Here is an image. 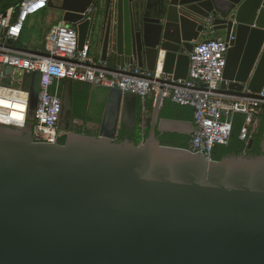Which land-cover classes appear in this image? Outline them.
<instances>
[{
    "label": "water",
    "instance_id": "1",
    "mask_svg": "<svg viewBox=\"0 0 264 264\" xmlns=\"http://www.w3.org/2000/svg\"><path fill=\"white\" fill-rule=\"evenodd\" d=\"M50 5L78 33L79 50L102 46L95 67L150 73L159 104L165 85L188 78L195 44L215 38L229 42L218 92L255 98L264 88V0ZM0 81L30 96L27 126L0 119V264H264V134L259 156L245 151L217 161L205 150L162 145L157 133L192 136L199 128L156 110L148 137L136 144L121 137L124 128L136 131L139 97L93 84L89 92L105 93L101 120L93 134L79 132L77 82L63 79L56 88L68 135L63 144L35 141L37 125L29 122L41 73L0 68ZM253 145L249 139L246 150Z\"/></svg>",
    "mask_w": 264,
    "mask_h": 264
},
{
    "label": "built area",
    "instance_id": "2",
    "mask_svg": "<svg viewBox=\"0 0 264 264\" xmlns=\"http://www.w3.org/2000/svg\"><path fill=\"white\" fill-rule=\"evenodd\" d=\"M50 1L20 0L17 16L12 8L0 14V68L41 73V91L34 119V125H37L35 141L59 142L68 135L60 127L62 100L58 92L53 91L58 80L72 79L83 84L118 88L136 94L143 104L160 91V85L149 79L150 73L139 67L127 66L123 70L128 73L122 74L88 65L90 44L79 50L78 33L64 24L49 31L44 50H39L47 56L19 52L14 44L9 45L8 41L20 40L27 20L47 9ZM228 50L229 42L223 38L197 42L190 54L188 78L179 80L174 86L165 85L162 90L164 98L193 108L194 123L199 130L191 136L189 148L196 152L205 150L209 158H213L217 145L228 144L232 132L231 116H245L240 139L248 142L249 131L264 108V88L255 98H234L218 92ZM29 101L28 92L0 81V119H15L27 126Z\"/></svg>",
    "mask_w": 264,
    "mask_h": 264
},
{
    "label": "trees",
    "instance_id": "3",
    "mask_svg": "<svg viewBox=\"0 0 264 264\" xmlns=\"http://www.w3.org/2000/svg\"><path fill=\"white\" fill-rule=\"evenodd\" d=\"M19 4L20 0H0V14L6 12L11 8L14 9L15 12L18 11ZM20 41L21 40L14 43L16 47L21 46ZM53 91H57L56 86L53 88ZM87 104L88 89L83 85V83L77 82L74 93L73 117L87 120H100L103 106L99 105L97 113L93 114L91 111H87ZM161 116L175 120L194 121V110L189 106H181L172 102L170 99H165L163 102V111L161 113ZM230 120L232 122V132L229 142L227 145H217L214 148L212 154L213 159L220 161L230 155H241L245 151L247 155L259 156L261 154V140L264 134V110L260 114L258 125L255 128H251L249 131V137L254 140V145L251 150H246V142L240 139V133L242 127L244 126L245 116L242 114H234L230 117ZM29 123L34 124V122L32 121ZM157 135L159 136L161 144L164 146H173L180 148L190 147L191 136L174 133H167L162 135L157 133ZM129 136L135 140L136 144H140L142 140L148 137V134H146L144 137H141L137 133ZM121 139H124V136H122ZM64 141L65 140L63 139L60 143L63 144Z\"/></svg>",
    "mask_w": 264,
    "mask_h": 264
},
{
    "label": "crops",
    "instance_id": "4",
    "mask_svg": "<svg viewBox=\"0 0 264 264\" xmlns=\"http://www.w3.org/2000/svg\"><path fill=\"white\" fill-rule=\"evenodd\" d=\"M16 14H17V12H15L14 15L17 16ZM27 22L29 23V25L32 24L31 27L36 30V32H37L36 34L40 38V43H34L32 45V48H31V49L38 50V51L44 50L47 39H48L49 31L51 30L52 27H54L56 25H62V24L67 26V24H65L63 22V19L61 18V12L53 9L51 5H49V7L47 9H45L44 11H42L36 15L31 16L27 20ZM25 29H26V25L23 29V33H22V36L20 38L21 46H19V47L28 48V46L23 44V36H24L23 34H24ZM14 46H15V44H14ZM101 57H102V46L100 44H97V45L90 44V57H89L90 60H89L88 65H90V66L100 65L101 64ZM83 85L88 89V86L86 84H83ZM55 86H56V84H55ZM95 91L89 92V90H88V105H89V103L91 104L92 102H94V99H95L94 98V92ZM165 99H168V98H163V100L160 102V104L158 102L157 94H154L151 97H149L147 99V101L145 102V104H143L141 102V100L139 99V101H140V114H139L138 120H137L136 131L124 128L122 130V136H124V138L128 137L130 139H133L129 135H132L134 133H137L141 137H144L146 134L149 135V133L151 131V126L153 123V118L155 116V114H154L155 111L157 110L159 113V117H162L161 113L163 111V102ZM104 100H105V98H104ZM99 105L103 106V108H104V102L101 104H98V106ZM263 110H264V108H262L261 111L259 112V115L257 116L256 122L252 128H255L258 125L259 120H260V114L262 113ZM87 111L90 112V109H87ZM162 118H165V117H162ZM100 120H101V118H100ZM100 120L97 121V120L83 119V122L77 124L76 128L79 132L93 134L96 131V123L100 122Z\"/></svg>",
    "mask_w": 264,
    "mask_h": 264
},
{
    "label": "flooded vegetation",
    "instance_id": "5",
    "mask_svg": "<svg viewBox=\"0 0 264 264\" xmlns=\"http://www.w3.org/2000/svg\"><path fill=\"white\" fill-rule=\"evenodd\" d=\"M94 102H92L91 104L89 103V105L87 104V109H90V111L93 113V114H96L97 111H98V104H101L104 102V98H105V93L101 90H96L94 92ZM74 121L73 122V126L76 128L77 124L79 123L78 121L79 120H82L81 118H74ZM62 140H60L61 142Z\"/></svg>",
    "mask_w": 264,
    "mask_h": 264
},
{
    "label": "rangeland",
    "instance_id": "6",
    "mask_svg": "<svg viewBox=\"0 0 264 264\" xmlns=\"http://www.w3.org/2000/svg\"><path fill=\"white\" fill-rule=\"evenodd\" d=\"M29 22V21H28ZM26 22V29L24 31L23 36V44L28 46V48H32V45L34 43H40V38L37 36V32L34 28H32V24L29 25V23Z\"/></svg>",
    "mask_w": 264,
    "mask_h": 264
}]
</instances>
